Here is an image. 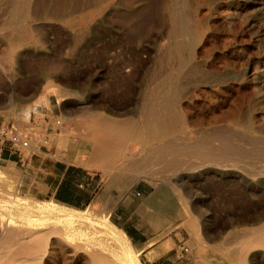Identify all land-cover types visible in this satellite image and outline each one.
Here are the masks:
<instances>
[{
  "label": "bare ground",
  "instance_id": "bare-ground-1",
  "mask_svg": "<svg viewBox=\"0 0 264 264\" xmlns=\"http://www.w3.org/2000/svg\"><path fill=\"white\" fill-rule=\"evenodd\" d=\"M7 1L0 21L5 70L17 72L23 48L46 47L37 24L56 21L58 58L40 67L48 93L79 97L77 70L106 65L109 95L155 96L145 105L153 128L132 132L147 148L171 146L174 172L185 150L221 183L264 185V0ZM189 132L197 135L193 143ZM187 225L199 231L192 215ZM232 240L236 264H260L264 227L252 225ZM0 264L141 263L114 224L34 205L0 173Z\"/></svg>",
  "mask_w": 264,
  "mask_h": 264
},
{
  "label": "rangeland",
  "instance_id": "rangeland-1",
  "mask_svg": "<svg viewBox=\"0 0 264 264\" xmlns=\"http://www.w3.org/2000/svg\"><path fill=\"white\" fill-rule=\"evenodd\" d=\"M58 1L54 0L53 4ZM9 7L7 0H1L0 21L8 16ZM37 26L43 28L42 35L46 40V47L23 48V56L20 58L18 70L14 75L5 70L0 63V116L9 121L7 126H14L21 132L31 133L32 150L38 148L39 141H43L44 129L41 126L42 116L39 110L42 108V100L47 97L57 100L63 112L73 115L69 131L74 136H87V125L83 121L87 120L89 114L93 115L95 112L96 114L128 113L135 116L134 124L136 123L138 128L152 127L147 122L150 111L145 105L149 97L155 96L140 93L132 98L119 99L109 95L107 88L113 78V73L106 65H95L89 68L87 64H84L81 69L77 70L83 91L79 97L69 96L61 100L54 94L48 93L44 87L40 67L47 61L56 62L60 45V30L56 21H41ZM262 49H264V43ZM145 85L146 82H142L137 87L143 90ZM12 104L14 106L11 111ZM56 120L62 124L64 118L61 116ZM167 128L171 130V125L168 124ZM188 134V142L193 143L197 135L191 132ZM171 135L170 131L169 146ZM128 148L127 155L121 160L124 169L128 165L130 167L128 169L132 172L136 170L141 177L150 175L155 184H167L172 192H175L183 201L185 217L182 223L184 229L179 238L180 243L170 239L176 249H181L182 244L191 249L195 243L203 251L210 244H214L232 264H236L237 249H233V237L243 236L245 229L252 225L264 227V185L252 181L250 186L245 188L226 182L221 183L216 177L207 176L204 173V166H200L197 159L188 157L185 150L179 155L181 168L174 172L175 163L173 164V157L170 156L171 146L162 150L156 147L142 148L135 153ZM0 173L7 184L14 186L20 197L34 205L62 215H86L112 223L105 212L95 211L92 208L75 209L25 194L19 188V177L13 172V167L2 168ZM190 215L198 224L199 231L197 232L187 225ZM169 232L170 230L164 231L154 240L163 239L165 235H169ZM134 250L136 259L141 264H147L145 257L135 248ZM258 251L263 253V249ZM259 262L264 264L263 256L260 257Z\"/></svg>",
  "mask_w": 264,
  "mask_h": 264
},
{
  "label": "crops",
  "instance_id": "crops-1",
  "mask_svg": "<svg viewBox=\"0 0 264 264\" xmlns=\"http://www.w3.org/2000/svg\"><path fill=\"white\" fill-rule=\"evenodd\" d=\"M41 105L44 136L37 149L27 155L9 142L0 145V169L13 167L21 191L39 200L107 213L147 264H232L214 244L201 251L195 243L182 250L170 242L180 243L183 201L167 184H155L150 175L141 177L121 165L128 147L135 153L150 144L133 134L135 116L89 114L87 136L80 137L69 131L74 117L63 112L57 100L47 97ZM61 116L63 123H56ZM8 124L0 116V126ZM166 133L169 139L168 128ZM167 230L169 235L154 240Z\"/></svg>",
  "mask_w": 264,
  "mask_h": 264
},
{
  "label": "built area",
  "instance_id": "built-area-1",
  "mask_svg": "<svg viewBox=\"0 0 264 264\" xmlns=\"http://www.w3.org/2000/svg\"><path fill=\"white\" fill-rule=\"evenodd\" d=\"M56 123L59 124L60 121L56 120ZM31 138L32 135L30 132H21L14 126H0V145H4L6 142H9L16 150L23 151L27 155H30L32 153ZM181 249L187 250L188 247L183 246L182 244Z\"/></svg>",
  "mask_w": 264,
  "mask_h": 264
}]
</instances>
